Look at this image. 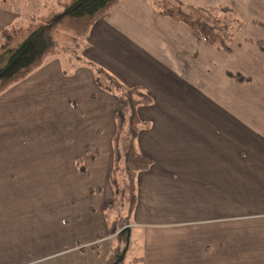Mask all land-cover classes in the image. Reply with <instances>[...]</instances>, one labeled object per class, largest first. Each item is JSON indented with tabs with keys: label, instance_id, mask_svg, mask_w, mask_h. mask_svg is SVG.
<instances>
[{
	"label": "crops",
	"instance_id": "crops-1",
	"mask_svg": "<svg viewBox=\"0 0 264 264\" xmlns=\"http://www.w3.org/2000/svg\"><path fill=\"white\" fill-rule=\"evenodd\" d=\"M232 1L263 23L247 21L231 54L162 14L157 0H120L77 51L49 55L0 93V261L104 264L119 243L104 208L119 95L99 87L100 68L153 98L138 108L149 127L137 145L154 162L136 178L124 234L139 259L126 253L123 264H264V107L235 100L245 83L229 75L264 74L255 42L264 0ZM20 19L0 4V32Z\"/></svg>",
	"mask_w": 264,
	"mask_h": 264
},
{
	"label": "trees",
	"instance_id": "trees-1",
	"mask_svg": "<svg viewBox=\"0 0 264 264\" xmlns=\"http://www.w3.org/2000/svg\"><path fill=\"white\" fill-rule=\"evenodd\" d=\"M6 1H1L3 6L15 9ZM119 1L57 0L59 11L51 9L43 15L39 12L21 14L22 19L4 27L0 32V93L43 65L49 55L61 50L58 49L59 41L55 34L61 25L74 30V37L78 39L86 35L92 24ZM156 7L171 19L186 23L205 43L229 54L234 49L235 36L245 24L235 9L226 4L205 7L189 5L181 0H157ZM248 41L253 42L250 39ZM255 42L264 52V40L257 39ZM96 70L99 87L119 95V106L115 112L116 131L112 137L113 167L109 177L114 193L104 205L113 217L110 234L117 232L119 243L113 247L104 264H123L125 259L121 258V246L127 241L124 234L128 230H118L130 222L129 213L137 200L135 181L138 174L154 162L138 149L137 137L143 128L149 127V122L138 115V108L151 105L153 98L141 86H128L107 70ZM229 75L239 81L251 80V76L245 73ZM80 169L86 171L83 166ZM126 202L130 206L128 212L123 213L122 205Z\"/></svg>",
	"mask_w": 264,
	"mask_h": 264
},
{
	"label": "rangeland",
	"instance_id": "rangeland-1",
	"mask_svg": "<svg viewBox=\"0 0 264 264\" xmlns=\"http://www.w3.org/2000/svg\"><path fill=\"white\" fill-rule=\"evenodd\" d=\"M1 1L2 0H0V4L2 5ZM6 2L8 3V5H11L13 8H15L16 11H20L21 14H25V15H31V14H34L35 12H39V13H41V15H43V13L48 12L51 9H52L51 11H55V12L60 10L59 7H57V5H59L57 3V0H7ZM220 4H217V5H220ZM223 4H225V3H223ZM226 5H230L231 7H233L235 9L236 13L238 14V17L242 18L244 20L245 24L241 28V30H245L246 33L248 31H251V30H247V26L246 25L248 24L247 21L252 22V20H253V23L255 25H258V26L262 27V23H263V21L261 20L262 17H260V15L259 16L255 15V13L257 12V9H255V8L251 9L250 8L249 10H247L249 15L252 14V12H253V15L249 16V18H246L245 17L246 16V12L244 10L246 8L244 7V5H239L238 3H234L232 0H231V2H229V4H226ZM255 21H257L258 23L255 22ZM60 28L61 29H57V31L55 33L56 34V38H58V41H59L58 49L64 50L63 48H65V49H68V51L72 52V53H74L73 50L77 51V49H79V43H81V40H83V38H86L87 34L90 32V30H89V32L86 35L81 36L80 38L76 39L74 37L75 36L74 30H72L70 27H64L63 25H61ZM255 36L258 37L261 40H264V35L256 34ZM251 43H253V42H251ZM209 45L213 46L211 44H209ZM236 45H237V42H235L233 44V48H236ZM213 47H215V46H213ZM70 48H72L73 50L70 49ZM209 54H211V51L209 52ZM216 58L218 60H221V61L224 60L223 56H220V55L218 57H216ZM210 60H211V64H212L213 61H212L211 56H210ZM229 60L231 61L233 59L231 58ZM258 62H259L258 66H262V65L264 66V60H260V61L258 60ZM234 70H237V69H234ZM257 70H255V74H254L255 75V79H254V81L253 80L240 81V82L245 83V85L243 86L244 87L243 88L244 89V96H242L240 94V97H238V98L234 97V99L238 100L240 102H243L245 100L246 103H250V100H251V103L253 102V103L262 104L263 107H264V79H261L260 75H262V74L259 73ZM233 73L234 72H230L229 74L233 75ZM219 76H220L219 73L216 74V73L212 72V78L213 79H215L216 77H219ZM258 91H260V95H257ZM254 92H255V95H256L255 97H253V93ZM230 103H232V101H230ZM122 206L124 207L123 210H122L123 213L125 211L128 212L130 204L126 202ZM127 225H129V224H127ZM126 226H123V228L119 229L118 232L125 231ZM115 234H117V232L116 233H112L111 235H115ZM124 247H127L126 253H128L127 257H129V260L134 262V261L139 259V253H138L139 246H138L137 243H135V241L132 242L131 239H129V243L127 241L125 243V241H124L122 246H121V248L124 249ZM125 259H126V257H125ZM57 262H58V260L56 258V259H51V260L45 261L44 263L45 264H56ZM0 264H11V261L10 262L0 261ZM125 264H129V263L125 262Z\"/></svg>",
	"mask_w": 264,
	"mask_h": 264
},
{
	"label": "water",
	"instance_id": "water-1",
	"mask_svg": "<svg viewBox=\"0 0 264 264\" xmlns=\"http://www.w3.org/2000/svg\"><path fill=\"white\" fill-rule=\"evenodd\" d=\"M126 229V228H125ZM127 242L129 243V234H128V236H127ZM126 250H127V247H124V249H123V252H122V259H124L125 258V256H126Z\"/></svg>",
	"mask_w": 264,
	"mask_h": 264
}]
</instances>
